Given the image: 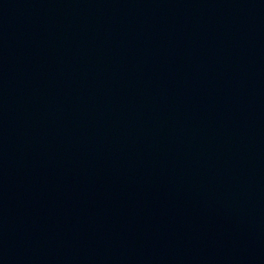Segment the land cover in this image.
Instances as JSON below:
<instances>
[{
  "label": "water",
  "instance_id": "water-1",
  "mask_svg": "<svg viewBox=\"0 0 264 264\" xmlns=\"http://www.w3.org/2000/svg\"><path fill=\"white\" fill-rule=\"evenodd\" d=\"M0 264H264V0H0Z\"/></svg>",
  "mask_w": 264,
  "mask_h": 264
}]
</instances>
